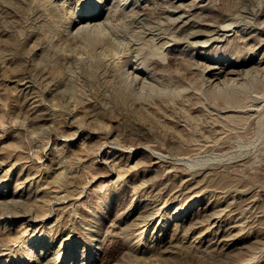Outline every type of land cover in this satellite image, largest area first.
<instances>
[{
  "label": "rangeland",
  "instance_id": "rangeland-1",
  "mask_svg": "<svg viewBox=\"0 0 264 264\" xmlns=\"http://www.w3.org/2000/svg\"><path fill=\"white\" fill-rule=\"evenodd\" d=\"M0 264H264V0H0Z\"/></svg>",
  "mask_w": 264,
  "mask_h": 264
},
{
  "label": "bare ground",
  "instance_id": "bare-ground-1",
  "mask_svg": "<svg viewBox=\"0 0 264 264\" xmlns=\"http://www.w3.org/2000/svg\"><path fill=\"white\" fill-rule=\"evenodd\" d=\"M76 20L77 28L83 27L88 24L92 25L98 22L97 15L94 13L79 16ZM208 35L209 36L207 37V39L202 43L203 47L209 46L213 42H220V40L227 38L230 34L229 30L224 26L220 24H214L211 25L210 33ZM136 72L138 74H136V76L138 78L140 77V79H142L141 81L145 80L138 70ZM241 73V69H239L235 65H230V62L221 64L218 59H208L204 65L205 79L211 86H217L222 82L225 83V81L228 79H239Z\"/></svg>",
  "mask_w": 264,
  "mask_h": 264
}]
</instances>
